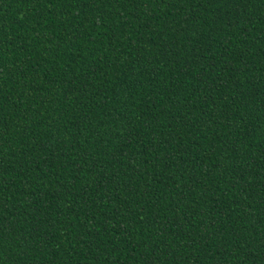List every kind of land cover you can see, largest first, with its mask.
I'll use <instances>...</instances> for the list:
<instances>
[{"label": "trees", "instance_id": "trees-1", "mask_svg": "<svg viewBox=\"0 0 264 264\" xmlns=\"http://www.w3.org/2000/svg\"><path fill=\"white\" fill-rule=\"evenodd\" d=\"M0 264H264V0H0Z\"/></svg>", "mask_w": 264, "mask_h": 264}]
</instances>
